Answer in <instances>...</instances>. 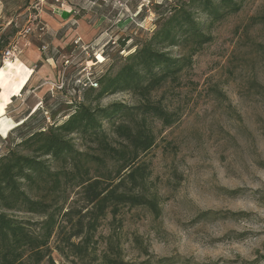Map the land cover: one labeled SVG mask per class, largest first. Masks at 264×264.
<instances>
[{
  "label": "rangeland",
  "instance_id": "374dc122",
  "mask_svg": "<svg viewBox=\"0 0 264 264\" xmlns=\"http://www.w3.org/2000/svg\"><path fill=\"white\" fill-rule=\"evenodd\" d=\"M162 1L4 0L0 16L3 66L2 53L14 42L19 50L22 42L34 43L43 53L42 40L48 44L46 36H54L42 18L49 20L41 13H50L46 10L49 5H70L71 11L82 15L79 18L85 26L83 37L80 34L52 47L55 55L58 51L62 54L50 64L55 78L39 82L27 75L23 92L16 94L21 96L12 103L0 89V115L8 104L5 116H0V151L8 143L6 132L14 127L10 120L22 117L26 109L42 100L43 110L48 111L67 98L54 92L44 101V95L59 84L63 74L77 79L81 67L95 58L104 60L103 54L107 67L114 56L124 59L132 53L133 49L128 51L132 41L127 39L152 34L156 19L153 6ZM176 1L169 0V4ZM143 8L142 19L136 18ZM31 25L35 31L23 36ZM38 26H43V31ZM75 26L77 29L79 24ZM207 33L211 41L192 55L191 67L150 96L172 115L174 123L165 127L158 120L152 121L155 145L139 161L147 174L146 182L132 192L154 200L156 211L129 205L115 215L108 211L87 244L86 255L80 257L67 249L60 255L53 250L54 264H111L112 260L159 264L165 259L170 262L163 264H264V0H246L238 13L227 16ZM80 44L90 45L89 50L81 52ZM165 51L174 58L191 53L187 47ZM44 67L48 69L46 64ZM95 68L97 73L102 69ZM138 101L126 92L107 96L98 105L135 106ZM59 112L45 114L49 119L46 123ZM72 138L77 150L106 159L98 143ZM107 161L111 170L113 165ZM124 188L129 192L131 186L126 183ZM76 192L69 189L59 198L64 211L81 206ZM21 218L37 220L27 215ZM73 232L68 227L65 234ZM72 241L78 244L80 239ZM55 244L56 236L50 247Z\"/></svg>",
  "mask_w": 264,
  "mask_h": 264
},
{
  "label": "trees",
  "instance_id": "16d2710c",
  "mask_svg": "<svg viewBox=\"0 0 264 264\" xmlns=\"http://www.w3.org/2000/svg\"><path fill=\"white\" fill-rule=\"evenodd\" d=\"M245 1L177 0L169 4V0H163L154 4L152 34L134 39L130 36L128 51H134L124 59L114 56L107 67L103 54L104 60L97 64L102 68L96 73L97 88L81 91L78 99L76 78L70 75L69 85L55 92L66 99L48 111L34 105L16 118V125L5 138L7 146L0 151V264H54L53 250L63 255L67 249L83 257L108 211L115 215L127 205L156 211L154 200L132 192L142 189L146 182L147 174L139 161L155 145L152 121L158 120L165 127L174 123L172 115L153 103L150 96L189 69L192 55L211 41L207 32L238 13ZM57 7L72 8L62 4ZM144 12L140 9L136 18L142 19ZM71 14L75 20L82 16L74 10ZM72 22L67 26L75 28ZM44 46L43 52H53L51 46L41 42L42 50ZM177 47H187L191 53L174 58L165 51ZM58 55L47 59L54 60ZM126 92L139 98L135 106L98 105L107 96ZM50 97L47 92L44 101ZM62 105L65 109L61 111ZM53 111L60 114L46 123L45 114ZM72 137L98 143L106 159L77 150ZM107 160L113 165L111 170L107 169ZM126 183L131 186L129 192L124 190ZM69 189H77L76 202L81 206L64 211L58 201ZM68 227L74 231L72 235L65 234ZM54 236L56 244L51 248ZM73 238L80 239L79 243L75 244ZM167 262L170 260L159 264ZM111 264L126 263L112 260Z\"/></svg>",
  "mask_w": 264,
  "mask_h": 264
},
{
  "label": "crops",
  "instance_id": "0c3cea01",
  "mask_svg": "<svg viewBox=\"0 0 264 264\" xmlns=\"http://www.w3.org/2000/svg\"><path fill=\"white\" fill-rule=\"evenodd\" d=\"M3 2L4 0H0V16H2V12H3V5H2ZM46 10L49 11L50 13L48 12L46 13L41 10L40 11L42 15L46 17V19H48L49 21L47 22L44 18L42 19L45 21V23H47L48 27L50 25L49 29L52 30L51 33L53 32L54 36L48 34L49 38L47 36L46 38L49 39L50 43L48 44L47 42L45 43L43 39L42 42L45 45H49L51 47L53 46L58 47L57 45L60 46L61 42L66 43L72 37L73 38L76 36L80 37V34L81 37H83L82 26L83 25L85 26V23H83V21H81L80 19L73 20L74 16H72L71 14L70 7L60 8L57 6L49 5V7L46 8ZM57 10H60L61 13L60 14L56 13ZM66 16L68 19L66 18L65 20H63L62 18ZM71 21H74L76 25L79 24V27L77 29L76 27L72 28L71 24L70 26H67ZM22 43L23 44H21L19 50L20 53L18 55L17 61H15V63L13 62L12 64L6 66L3 65L0 66V89L2 88V91H4V93H7L9 95L10 103L14 102L15 98L17 99L16 94H18L23 90V88H25V85L27 83L25 78L27 75H30L29 80L33 81L35 79H38L39 82L45 80L44 78H48V77L55 78V73L53 69L50 67V64L55 60L57 61L58 59L56 58L54 60L47 59L51 57L54 58V53L52 52V50L42 53L37 49L36 46H34V43H30V42H22ZM45 64L48 66V69L44 67ZM29 84L31 85V82ZM20 88L22 89L20 90ZM7 106L8 104L4 106V112L0 116H5L4 114L6 113V110L8 108ZM10 122L14 123L15 126L16 118H14V120H10ZM12 128L13 126L9 127V130L6 132L5 136H7L8 132Z\"/></svg>",
  "mask_w": 264,
  "mask_h": 264
},
{
  "label": "built area",
  "instance_id": "2783aa9c",
  "mask_svg": "<svg viewBox=\"0 0 264 264\" xmlns=\"http://www.w3.org/2000/svg\"><path fill=\"white\" fill-rule=\"evenodd\" d=\"M33 25H31L30 27L26 28L23 31V36H27V35H31L35 30ZM39 27V26H38ZM39 31H43V26L39 27ZM78 42H75V45H77ZM90 45H81L80 44V50L81 52H87V50H89ZM19 55V49L17 44L14 42L12 44H10L2 53V64L5 61H10V62H14ZM70 59V58H69ZM67 59V60H69ZM93 60V59H91ZM94 60H96L95 62H87L83 67L80 68V74L81 76L77 79H75L74 84L77 86V98L79 99L80 95H81V91L83 90H87V89H95L98 87V81L96 78V68L97 64L101 63L102 61H99V58H95ZM68 64V62H67ZM60 81L59 84H55V86L53 87L52 90L49 91L51 97L52 95H54V92L60 91L63 88H65L67 85H69V81H68V75L67 74H63L61 77H59ZM50 82V81H47ZM52 83V82H51ZM20 97V95L18 96ZM43 105V100L36 106V108L43 110L42 108ZM47 121H49V119L47 118Z\"/></svg>",
  "mask_w": 264,
  "mask_h": 264
},
{
  "label": "bare ground",
  "instance_id": "6f19581e",
  "mask_svg": "<svg viewBox=\"0 0 264 264\" xmlns=\"http://www.w3.org/2000/svg\"><path fill=\"white\" fill-rule=\"evenodd\" d=\"M15 61H16V60H15ZM15 61H14V62H15ZM12 63H13V62L5 61V62H4V66H6L7 64H12ZM48 80H50V79H48ZM6 128H7V127H6Z\"/></svg>",
  "mask_w": 264,
  "mask_h": 264
}]
</instances>
